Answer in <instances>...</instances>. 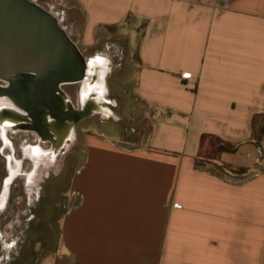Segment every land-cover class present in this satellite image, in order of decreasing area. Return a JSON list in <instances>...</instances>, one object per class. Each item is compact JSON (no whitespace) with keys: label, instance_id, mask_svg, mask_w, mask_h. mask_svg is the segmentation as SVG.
Wrapping results in <instances>:
<instances>
[{"label":"crops","instance_id":"obj_1","mask_svg":"<svg viewBox=\"0 0 264 264\" xmlns=\"http://www.w3.org/2000/svg\"><path fill=\"white\" fill-rule=\"evenodd\" d=\"M76 3L63 27L87 57L141 26L135 94L152 130L138 145L85 135L59 244L38 264H264V0ZM207 139L231 151L205 159Z\"/></svg>","mask_w":264,"mask_h":264},{"label":"rangeland","instance_id":"obj_2","mask_svg":"<svg viewBox=\"0 0 264 264\" xmlns=\"http://www.w3.org/2000/svg\"><path fill=\"white\" fill-rule=\"evenodd\" d=\"M32 1L57 16L64 27L70 25L78 14L76 0ZM140 33L141 26L133 22L113 28L101 40L98 49L86 56L87 59L98 54L104 57L95 63V67H100L105 73L104 99L100 103L112 116H102L95 111L83 117L76 123L74 134L65 139L51 164L40 163L36 166L26 153L28 147L40 144L46 148L50 160L51 141L41 140L35 130L19 127L7 130V139L13 148L15 160L20 161V170L6 189L5 180L9 170L3 151L6 148L5 140L0 134V195L5 191L6 196L0 208V264H38L42 255L57 248L60 219L72 203L71 179L83 159L86 134L96 133L129 145H138L150 135L153 111L135 94L136 47ZM82 83L61 85L77 109L82 107L79 99ZM0 85L6 84L0 82ZM93 94L96 95V92ZM253 141L260 158L255 170H263L264 114L254 121ZM203 147L205 159L231 151L230 145L215 139H207ZM31 175L33 178L30 180Z\"/></svg>","mask_w":264,"mask_h":264},{"label":"water","instance_id":"obj_3","mask_svg":"<svg viewBox=\"0 0 264 264\" xmlns=\"http://www.w3.org/2000/svg\"><path fill=\"white\" fill-rule=\"evenodd\" d=\"M88 62L53 13L32 0H0V96L33 117L58 101L61 85L84 81Z\"/></svg>","mask_w":264,"mask_h":264},{"label":"bare ground","instance_id":"obj_4","mask_svg":"<svg viewBox=\"0 0 264 264\" xmlns=\"http://www.w3.org/2000/svg\"><path fill=\"white\" fill-rule=\"evenodd\" d=\"M101 58V57H100ZM97 58V62H100L101 59ZM88 72L89 76L85 79L81 86V91L79 94V99L82 107L77 109L69 97L61 88L59 91V95L61 96L60 104L65 109H71V111L75 114V119L70 121L57 120L54 119L53 116H48L46 114V109L44 106H40V109L45 112L42 116L44 124L48 126V137L45 134L39 133L37 130L33 128L27 127L29 118H27V113L23 110L15 106V104L8 98L0 96V131H5L7 129H16V128H25L31 129L38 132L39 137L44 141H51L53 147L52 155L50 156V160H48L45 156L46 153L31 155L34 160L36 166L40 163L45 165H49L54 161V158L60 152L63 144L65 143V139L69 138L74 134V129L77 120H81L85 117L83 114L94 113L95 111L101 114L102 116H110L111 112L100 103L101 99H104V79L105 73H103L100 67H95V60L88 58ZM95 74L96 80L91 81L92 76ZM71 84V83H65ZM96 92V95L93 92ZM14 138V137H13ZM7 141V140H6ZM8 142V141H7ZM42 144V143H41ZM43 147V146H42ZM30 153V152H29ZM19 168V167H18ZM35 169V168H34ZM39 170V169H38ZM37 170V171H38ZM40 172V171H39ZM14 175L8 176L5 182V189L10 184ZM32 175L30 176V180L32 179ZM29 189V188H28ZM5 191L0 195V208L4 205L5 202ZM6 206V205H5ZM5 208V207H4ZM4 210V209H3ZM1 211V210H0ZM2 212V211H1ZM2 220V219H1Z\"/></svg>","mask_w":264,"mask_h":264},{"label":"flooded vegetation","instance_id":"obj_5","mask_svg":"<svg viewBox=\"0 0 264 264\" xmlns=\"http://www.w3.org/2000/svg\"><path fill=\"white\" fill-rule=\"evenodd\" d=\"M60 101H61V96L59 95L58 101L51 106L50 110H48V108L44 106L45 109H46V114L48 116H50V113H48L50 111L53 114L52 116L54 117V119L64 120V121H68V119L74 120L75 119V114L71 111V109H65L60 104ZM44 113L45 112H43L39 108L38 112L33 114V117H30L27 114V118L30 119L29 122H28L27 127L33 128V129L37 130L39 133L41 132L42 134H45L48 137V130H47L48 126H46V124H44V121L42 119V116H43ZM79 121L80 120H77L75 123H78ZM7 130H5L4 132L0 131V134L3 137V139L5 140V147L6 148L3 151L5 152V154L7 156L9 176H11V175L15 176L16 173L20 170V161L19 160H15V156L13 154V148L10 146L9 142H7L8 141V139H7ZM45 150H46V148H44V147H42V145L38 144V145H35V146L28 147L26 149V153H28V155L32 158L31 155H37V154H42V153L44 154V153L47 152ZM45 157L49 160L47 155ZM5 182H6V180H5Z\"/></svg>","mask_w":264,"mask_h":264}]
</instances>
